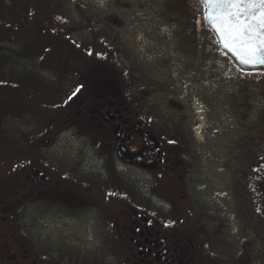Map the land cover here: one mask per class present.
<instances>
[{
    "label": "rangeland",
    "instance_id": "374dc122",
    "mask_svg": "<svg viewBox=\"0 0 264 264\" xmlns=\"http://www.w3.org/2000/svg\"><path fill=\"white\" fill-rule=\"evenodd\" d=\"M58 4L52 21L37 0H0V13L17 18L12 26L0 24V264H134L140 258L136 234L144 230L153 244L167 239L169 249L178 234L194 231V242L203 246L212 239L199 255L205 264H214L212 248L228 264H264V211L253 200L264 189V89L257 85L264 88V70H240L201 19L193 28L174 12L172 0ZM64 20L71 30L61 35ZM95 40L102 51L91 48ZM92 82L113 106L112 97L121 93L119 113L113 106H86L87 98L94 103ZM129 108L158 136L178 137L180 145H166L179 148L178 163L172 159L157 180L121 163L114 150L117 135L106 112L119 123L129 121ZM104 163L125 170L152 205L113 194L103 212L87 207L76 223H67L62 218L76 212L43 201L47 190L31 181L35 173L47 174L46 183L57 175L61 185L66 168L94 171ZM176 204L186 216L165 223L162 215ZM125 224L120 249L113 230ZM5 248L16 261L2 257ZM24 250L27 260L20 257Z\"/></svg>",
    "mask_w": 264,
    "mask_h": 264
},
{
    "label": "flooded vegetation",
    "instance_id": "af4514ba",
    "mask_svg": "<svg viewBox=\"0 0 264 264\" xmlns=\"http://www.w3.org/2000/svg\"><path fill=\"white\" fill-rule=\"evenodd\" d=\"M126 108L127 107H123L122 111H125ZM119 112L120 110L117 108L113 111L114 114ZM132 114L133 109L129 108V121L117 123V120L110 121L113 117L110 116L109 110L106 112L108 118L106 122L112 124L115 128L114 134L117 135L114 138V150L121 163L144 168L145 176L152 177L156 180V176L164 174L166 170L164 168L170 167L169 163L172 159L176 162L175 160L178 158L177 150H179V148H177V146L168 148L166 145H180L177 141L178 137L158 136V132L152 130L153 128L147 127V124L145 125L144 122L134 121ZM164 155H166V158H164ZM103 167L105 168L94 171L85 169L78 170L76 168V170H72L71 167L66 168L60 175L65 180V184L62 182L61 185L59 184L60 182L57 179V175L50 177V179H48L49 182L46 183L47 180L45 179H47V174L39 177L38 173H35L31 181L34 189H43L45 187L47 190L48 196L43 198V201L56 202L69 213L76 212L75 218L68 216L67 218H62V222L76 223L75 221L78 220L77 218H79L81 214L85 215L87 207L88 210H94L93 212L95 215H97V212H103L100 207H102L110 195H124L129 201V178L126 176L125 170L117 168V166L113 164L107 165L106 163H104ZM175 168L176 167H174L173 170H175ZM85 173H89L92 177L86 176ZM36 180L37 182L35 183ZM53 190H61V194L56 195ZM158 198L161 202L167 201L164 195H159ZM75 202H78V204H75ZM82 208L83 212H81ZM77 215L79 217H77ZM144 221H146V219ZM174 223L175 222L169 224ZM132 235L134 236V234ZM136 235H138V240H135V245L138 248L136 255L140 258L139 261L134 264H152L154 262L156 264H170V249L164 246L167 243V239L160 237L158 244H153L149 240V237L152 238V235H149L148 232L145 233V230L144 232L139 231ZM147 235H149V237H146ZM155 235H159V233L156 232ZM133 236L130 237L131 240L134 239ZM4 246L7 247V244ZM158 247L162 248L158 249ZM5 250L6 253L2 254L3 258L6 256L7 259L11 258L13 262L17 260V254L12 253L11 249L5 248ZM21 252L22 255L20 257L27 260L29 258V255L26 254L27 251L24 250ZM67 252H71V250ZM72 263L70 259L67 260V264ZM12 264H18V262Z\"/></svg>",
    "mask_w": 264,
    "mask_h": 264
},
{
    "label": "trees",
    "instance_id": "16d2710c",
    "mask_svg": "<svg viewBox=\"0 0 264 264\" xmlns=\"http://www.w3.org/2000/svg\"><path fill=\"white\" fill-rule=\"evenodd\" d=\"M172 1H173L174 12L177 13L182 18L190 21L191 26L193 28L195 27V23L198 19H201L202 26L203 27L205 26L204 21H203L204 8L200 4L199 0H172ZM37 6L42 11H45L46 16L51 17L52 21L54 18L58 17L56 15L57 12L55 13V11L57 9H59L58 0H37ZM9 9H10V7H9ZM6 13L7 12H5V10H3L2 13H0V24L4 23L5 25L8 24L9 26H12L11 24L16 22L17 18L15 19L14 15L6 14ZM49 25L52 26L54 24L52 23ZM69 27H70V24L64 20V21H62V24L58 27V29H59L58 31L62 35L64 32H70L71 29ZM97 43H98V41L95 40L93 42V44L91 45L92 46L91 48L92 49L98 48L99 50H101L102 48L99 47L100 44L98 45ZM104 56H105V54H104ZM92 77L93 76L91 75L90 79ZM113 77L114 76L112 74H109L108 76H106V78H113ZM113 79H115V78H113ZM91 80L93 81V79H91ZM93 82L91 83L90 88L94 91L95 97L97 95H98V97L96 99L94 97V103L92 101H91L92 103H90L89 102L90 99L87 98L86 106L89 104H91L92 106H97V105L99 106L100 104L105 105V106L108 105L110 107L113 106L112 104L109 103V97L107 95H105L104 93L100 94V92H98L99 87H96L93 84ZM257 85H259L260 90L264 89L263 86L260 85V83ZM112 86L113 87L116 86L119 89V86L117 85L116 82H114L112 84ZM102 87L105 88V86H103V85H102ZM120 95H121V93H119V94L116 93L114 95V97H112L113 100H115L113 107H115L117 109L124 106V103L120 100L121 99ZM106 98H107V101H106ZM261 98H263L262 102H264V97H261ZM261 98H260V100H261ZM132 118L134 121H141L139 119H136V116L134 115V111L132 114ZM170 173L172 176L175 174L174 171L170 172ZM158 177L159 176H156L155 179L157 180ZM130 182H129V196L130 197L134 196V197L138 198L141 204L142 203L145 204V202H148L150 205H152V203H153L152 198H150L148 191L145 190L146 192H143L139 186H134L135 187V189H134L133 185H131ZM253 183H254V185H256L255 181ZM153 193H154V191H153ZM261 195H262V197H261ZM253 200H254L255 204H258L259 206H261V208L264 211V189H263V187L261 188V190L258 194L253 195ZM177 206H179V204H176L175 206H173V208H169L170 213L168 215H166V216L162 215V217H164V220L166 223L175 222L176 219H178L179 217H182V216L185 217L186 216L185 215L186 212L184 211L183 207H177ZM133 217L136 219L137 215L135 214ZM260 221L262 222L263 227H264V216L260 219ZM134 223H135V221L133 222V224H131L133 227H134V225H136ZM115 227H116V230H113L114 235H115V239H118V244H119L120 249L125 248L122 243L124 242L123 238L125 239V237H126V239H127V230L125 229V231H124V228L125 227L127 228V225L125 224L122 227H120V226H115ZM115 227H114V229H115ZM250 233H253V232H250ZM192 234H194V231L191 234H187V235L186 234H178V235H176L175 238L172 239L171 248H170V259H171L170 264H192L196 259H200L201 264L207 263L205 261L206 259L201 260L203 258H201V256H199V255L202 252V250H204L203 252L206 251V245L209 248H211V246H209V245H210L212 239H210V238L207 239V241L204 242L205 244L203 246L201 243L194 242V239H195L194 236H196V234L195 235H192ZM129 237H130V234H129ZM214 237L217 238V235H214ZM196 240L197 239H195V241ZM7 243L8 242H6V244ZM129 245H131V246L133 245V241H131L130 238H129ZM262 246H263V250H264V243L263 242H262ZM253 247H256V246L254 245ZM132 253H133V255H135V252H132ZM209 253H211V255H208V257L213 260L214 264H228V262H226V263L223 262V259L220 258L219 253H217L213 248L211 251H209ZM231 256H234V258L236 257L234 252L231 253L230 258H231ZM245 257H248V252L245 254ZM122 258L125 259L124 255H122ZM232 264H234V263H232Z\"/></svg>",
    "mask_w": 264,
    "mask_h": 264
},
{
    "label": "snow or ice",
    "instance_id": "6c2138e0",
    "mask_svg": "<svg viewBox=\"0 0 264 264\" xmlns=\"http://www.w3.org/2000/svg\"><path fill=\"white\" fill-rule=\"evenodd\" d=\"M204 18L241 64L264 65V0H200ZM77 88L73 95L79 92Z\"/></svg>",
    "mask_w": 264,
    "mask_h": 264
},
{
    "label": "water",
    "instance_id": "95a60500",
    "mask_svg": "<svg viewBox=\"0 0 264 264\" xmlns=\"http://www.w3.org/2000/svg\"><path fill=\"white\" fill-rule=\"evenodd\" d=\"M200 2V0H199ZM201 4V2H200ZM202 5V4H201ZM203 7V5H202ZM203 21L204 24L213 32V34L215 35L216 39H217V44H218V48L219 50L226 54L233 62L234 64L243 72H248V71H257V70H264V65H245V64H241L239 62V60L227 49L223 46L222 42H221V38L219 36V34L217 33L215 27L207 22L204 18V13H203Z\"/></svg>",
    "mask_w": 264,
    "mask_h": 264
}]
</instances>
